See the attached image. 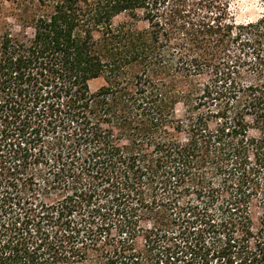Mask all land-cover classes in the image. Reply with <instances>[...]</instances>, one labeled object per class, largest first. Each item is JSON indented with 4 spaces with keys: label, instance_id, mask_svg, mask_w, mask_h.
Returning <instances> with one entry per match:
<instances>
[{
    "label": "trees",
    "instance_id": "trees-1",
    "mask_svg": "<svg viewBox=\"0 0 264 264\" xmlns=\"http://www.w3.org/2000/svg\"><path fill=\"white\" fill-rule=\"evenodd\" d=\"M231 1L0 0V264H264V13Z\"/></svg>",
    "mask_w": 264,
    "mask_h": 264
},
{
    "label": "rangeland",
    "instance_id": "rangeland-1",
    "mask_svg": "<svg viewBox=\"0 0 264 264\" xmlns=\"http://www.w3.org/2000/svg\"><path fill=\"white\" fill-rule=\"evenodd\" d=\"M231 9L236 21L254 20L264 13V0H232ZM119 19L120 17H116L113 21L117 22ZM101 83V79L90 81V89H96Z\"/></svg>",
    "mask_w": 264,
    "mask_h": 264
}]
</instances>
